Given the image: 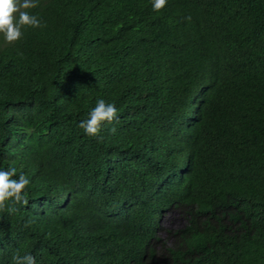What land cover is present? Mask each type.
Listing matches in <instances>:
<instances>
[{"label": "trees", "instance_id": "16d2710c", "mask_svg": "<svg viewBox=\"0 0 264 264\" xmlns=\"http://www.w3.org/2000/svg\"><path fill=\"white\" fill-rule=\"evenodd\" d=\"M152 2L38 0L0 45V171L30 182L0 264H264V0Z\"/></svg>", "mask_w": 264, "mask_h": 264}, {"label": "clouds", "instance_id": "9594fccd", "mask_svg": "<svg viewBox=\"0 0 264 264\" xmlns=\"http://www.w3.org/2000/svg\"><path fill=\"white\" fill-rule=\"evenodd\" d=\"M167 5V0H153L152 8L154 11H161ZM38 6V0H0V34L7 44H14L23 37L25 27H42L40 19L36 15L30 14L28 10ZM187 19H190L188 17ZM118 120V109L113 103H108L104 99H99L88 118L79 123L85 134L90 137H98L105 124H112ZM111 131L115 133L116 129ZM103 139V137H100ZM16 176V169L0 171V209L5 207L9 200L16 203L28 204L26 188L29 180L23 175ZM9 213L16 211L14 208L8 209ZM14 264H36L35 257L32 255L13 256Z\"/></svg>", "mask_w": 264, "mask_h": 264}, {"label": "rangeland", "instance_id": "374dc122", "mask_svg": "<svg viewBox=\"0 0 264 264\" xmlns=\"http://www.w3.org/2000/svg\"><path fill=\"white\" fill-rule=\"evenodd\" d=\"M6 42L3 38V34H0V45H4ZM186 224V218L179 209H171L167 211L162 217L161 234L167 236L168 229H177L184 227Z\"/></svg>", "mask_w": 264, "mask_h": 264}]
</instances>
